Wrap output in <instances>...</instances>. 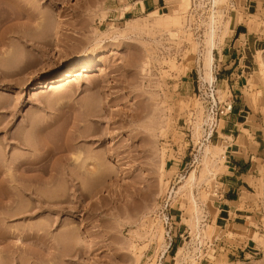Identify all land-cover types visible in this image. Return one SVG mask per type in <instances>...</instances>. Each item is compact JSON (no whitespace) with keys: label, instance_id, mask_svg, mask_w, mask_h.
<instances>
[{"label":"rangeland","instance_id":"obj_1","mask_svg":"<svg viewBox=\"0 0 264 264\" xmlns=\"http://www.w3.org/2000/svg\"><path fill=\"white\" fill-rule=\"evenodd\" d=\"M181 1L39 0L60 41L26 17L23 42L4 47L13 53L0 54V264H264L260 1L190 0L177 22ZM240 23L237 56L252 76L242 77L250 108L234 139L232 113L215 130L209 121L205 55L211 24L219 49ZM57 46L91 55L56 73ZM87 63L106 74L82 75ZM212 74L220 99L235 102ZM233 150L255 167L219 214Z\"/></svg>","mask_w":264,"mask_h":264},{"label":"bare ground","instance_id":"obj_2","mask_svg":"<svg viewBox=\"0 0 264 264\" xmlns=\"http://www.w3.org/2000/svg\"><path fill=\"white\" fill-rule=\"evenodd\" d=\"M38 1L39 0H0V54H2V56L5 59H7L13 53L11 50L4 48L5 46L16 45L17 42L14 44V41H18L20 43L23 42V39L25 36L23 33V29H24V25L27 24V21L25 22V20H24L26 17L28 18L29 23L32 22V26L37 32L45 34V37L52 35V33L54 32L53 37H55V39L60 41L61 33L58 30L59 27L57 28V30H55L56 27H54L52 25L48 16L36 8V4ZM217 1H219V0H214L215 5H216ZM190 5H191L190 0H182L181 1L180 7H179L180 10H177L176 11L177 13L175 12L176 13L175 14L176 18H174L175 21L179 22L177 15L180 14L181 10H183V12L187 11V9L190 7ZM149 14L153 15L154 17H158L159 19H156L157 21L162 20L159 16H157L158 14H157L156 10L151 11ZM32 20H34V23ZM132 22H133L132 20H129L127 23L132 24ZM216 34H217L216 27L211 24L209 35L207 38L208 48H207L206 55H205L206 56L205 62H206V67H207V71H205V72H206V74L207 73L209 74L211 82L214 81V79H215L214 75L212 74V71H213V63H214L213 51H214L215 46H216ZM14 39H16V40H14ZM2 46H3V49L1 48ZM55 50H56V52L54 54V57H55L56 62L54 64V66L52 67V69L56 73L62 72L64 69V66H68L71 61L75 60V61H79V62H84L87 59H89L90 55H91V49H84V50L78 51L74 48H67L65 50H62L61 47L57 46ZM3 57H0V58H3ZM2 61H4V60L2 59ZM80 70H81L82 75L94 76V79L95 78L98 79V77L106 74V70L104 69V67L97 66L93 63H87L86 65L82 66ZM197 125H199V123ZM209 150H210V148L207 147L205 149V152L208 153ZM217 150L220 152H224V149L222 147L217 146ZM75 157H76L75 159L78 160L80 158V153H79V155H76ZM25 165H26L25 166L26 170L32 168V162H30V163L26 162ZM205 178H206V176H205ZM38 206H39V208H42L41 204H38ZM0 207H1V205H0ZM201 209L198 210L197 215L195 217V219H197V223H198L197 225H200L202 223L201 222L202 219L204 218V215H203V212ZM48 210L52 211V208H48ZM15 216H16V214H15ZM73 234H74V232H73ZM4 235H6V234L4 232H2V230H0V238ZM69 237H70V235H69ZM71 237H72V239L74 238L72 235H71ZM75 242L77 243L78 241L76 240ZM75 242L74 243L71 242V243L73 245H75L76 244ZM189 250H190V248H189ZM196 250H197V248H196ZM190 257H192V256H190ZM44 261H46V260H44ZM47 263L48 262H46V264ZM190 263L191 262H189V264Z\"/></svg>","mask_w":264,"mask_h":264},{"label":"crops","instance_id":"obj_3","mask_svg":"<svg viewBox=\"0 0 264 264\" xmlns=\"http://www.w3.org/2000/svg\"><path fill=\"white\" fill-rule=\"evenodd\" d=\"M260 2L256 3L261 9L262 18L264 19V0H259ZM145 5L143 4V7ZM262 7V8H261ZM127 10L125 11L126 14ZM243 30H246V26L244 24L234 25L231 28L232 34L227 36L220 48H215L214 52L217 51V55L214 57V73L216 75V79L218 82L217 86H221L222 88L227 87L232 95H234V109L231 115L235 116L231 123L226 121L225 130L227 132H231L226 134L228 137H233L234 139H238V136H235L239 127V119L242 116V112L250 108L249 103L244 99V87L246 85L243 83L242 77L246 79L252 74L247 72L246 64H242V60L237 56L238 52L241 49L242 41V33ZM245 32V31H243ZM258 41V40H257ZM251 63L250 61H246ZM250 65V64H249ZM243 69V73H240L241 68ZM230 115V116H231ZM230 116L228 118H230ZM230 124V125H229ZM232 160H227L226 169L223 173V181H221V185L223 187V191L219 198L214 200V207L219 202L220 205L218 207L219 214L229 213L231 210L228 207H231L237 200L236 194H239L240 190V179L243 176H246L251 172L255 164L252 160H244L239 156H236L237 151H232ZM251 161V162H250ZM217 202V203H216ZM226 207V208H224Z\"/></svg>","mask_w":264,"mask_h":264},{"label":"built area","instance_id":"obj_4","mask_svg":"<svg viewBox=\"0 0 264 264\" xmlns=\"http://www.w3.org/2000/svg\"><path fill=\"white\" fill-rule=\"evenodd\" d=\"M209 92H210V94L207 97L209 121L215 130L219 121L223 117H225V116H227L233 112L234 101L233 100L232 101L231 100L230 101H222L220 99V96L218 95V90H217V87L215 84V80H214V85L210 84ZM169 202H170V196L165 202L166 209L169 206ZM164 217H165V221L168 225L172 219L170 213L167 211L166 214H164Z\"/></svg>","mask_w":264,"mask_h":264}]
</instances>
